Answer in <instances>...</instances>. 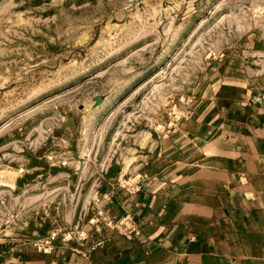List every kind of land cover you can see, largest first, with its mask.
I'll use <instances>...</instances> for the list:
<instances>
[{
  "label": "rangeland",
  "instance_id": "obj_1",
  "mask_svg": "<svg viewBox=\"0 0 264 264\" xmlns=\"http://www.w3.org/2000/svg\"><path fill=\"white\" fill-rule=\"evenodd\" d=\"M222 82L264 91V0H0V264H84L128 234Z\"/></svg>",
  "mask_w": 264,
  "mask_h": 264
},
{
  "label": "crops",
  "instance_id": "obj_2",
  "mask_svg": "<svg viewBox=\"0 0 264 264\" xmlns=\"http://www.w3.org/2000/svg\"><path fill=\"white\" fill-rule=\"evenodd\" d=\"M263 92L222 82L200 101L129 198V233L110 232L83 262L264 264Z\"/></svg>",
  "mask_w": 264,
  "mask_h": 264
},
{
  "label": "water",
  "instance_id": "obj_3",
  "mask_svg": "<svg viewBox=\"0 0 264 264\" xmlns=\"http://www.w3.org/2000/svg\"><path fill=\"white\" fill-rule=\"evenodd\" d=\"M96 102H97V103H99V102H100V99H99V98H97V99H96Z\"/></svg>",
  "mask_w": 264,
  "mask_h": 264
}]
</instances>
